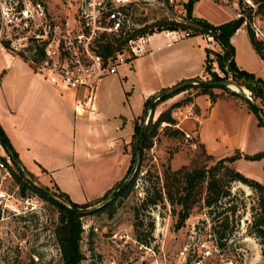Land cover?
Returning <instances> with one entry per match:
<instances>
[{
	"label": "rangeland",
	"instance_id": "374dc122",
	"mask_svg": "<svg viewBox=\"0 0 264 264\" xmlns=\"http://www.w3.org/2000/svg\"><path fill=\"white\" fill-rule=\"evenodd\" d=\"M28 1L35 2L38 0ZM39 1L45 6L48 21L53 18L57 21H63L64 18L71 19L76 14V0ZM19 2L22 4L21 0ZM260 2L261 0H201L198 3H193L191 13L188 14L187 0H132L129 12L137 25L136 31H163L162 34L166 37L171 35L169 31L173 30L187 35V31L182 25L188 30L189 27L193 29L194 26L188 25L187 20L190 18H204L214 23L223 17L242 16L244 21L241 26L243 25L247 33L242 31L234 42L235 62L241 68L252 70L257 75L262 76L264 75V65L257 58L256 51L253 50L247 35L248 30L252 29L254 36L262 41L264 53V15L258 11ZM30 8L34 12L31 6ZM171 21L180 24L177 29L169 28ZM36 24L38 21L31 20L27 26L21 21L20 26H18L19 35L28 27H31V30H36ZM23 26L26 28H22ZM37 26L40 27V24ZM257 27L263 32V36L255 34ZM207 33L199 32L197 34L205 39L206 46L220 50L215 38L213 40L207 39ZM194 48L197 51V45ZM211 56L214 54L212 53ZM213 68L220 75H223L216 62H213ZM206 75V78H211L210 74L207 73ZM227 79L232 80L230 73H228ZM212 88L227 93L225 88L218 86ZM226 88L232 90L231 87L227 86ZM98 90L100 100L117 116V123L120 125L128 124L133 116L140 111L139 101L135 98L137 92L134 80L129 76L120 81L117 77L108 74L103 77ZM195 90L201 91L199 87H188L183 91L181 100L188 96L190 97L189 100L193 99L192 92ZM237 91L246 95L241 89ZM249 93L250 100L259 102V99L253 98L250 90ZM170 100L172 99L158 101L152 109L143 111L140 116L135 117L134 121L140 125L145 121L148 122L149 119L153 122L161 110L170 106ZM189 100L180 104L181 107L180 105L174 106L171 109L172 116L175 110L178 112L177 116L182 118L192 115L193 105H190L192 108L190 110H187V105L185 106L186 103H191ZM238 100L245 102L242 99ZM174 118L175 123L160 122L152 136L151 145L144 148L143 153L132 163L133 167L127 174L126 181L132 174L133 182L127 193L119 195L111 202L112 194L109 191L102 200L87 206L90 209L83 213L81 221L95 225L97 230L91 229L89 232L82 231L81 233L80 248L84 255L82 264H106V260L113 252L116 253L117 264H137L141 255H144L142 250L128 237H125L127 241L123 245H116L109 239V235L116 233L117 236L122 233L140 236L147 240L144 241L146 243L154 238L156 241L154 243L155 255H147V259L157 264L161 260L166 264H178L182 261L180 251L186 252L184 244L191 241L193 235L205 236V226L208 222L224 253L234 255L235 264H264L261 254V238L254 233L251 227L252 218L259 211L260 200L264 196V192H260L255 187L241 181H232L229 184L230 194L212 205L208 206L205 204L204 198H199L192 205L189 215L180 226L176 225L180 209L179 204H171L165 193H163L162 201L155 204L149 201L158 192H164L166 179L163 170L167 166L171 169H177L183 164H187L196 154L198 156L203 150L200 140L190 131L181 128V124L180 126L177 125L178 120L176 117ZM181 130L183 131L181 132ZM187 133L189 136L186 135ZM135 139L136 137H133L131 141L129 150L131 157L133 156ZM1 146L0 143V157L6 153ZM202 158L206 168L219 167L220 173L225 169L223 164H229L227 161L219 163L218 158L213 155L212 157L202 156ZM261 158H255L256 161L247 158V161H244L245 167L249 171L261 172L264 170V163L261 164L257 161ZM20 169L34 183L41 186L46 185L35 174H29L30 171L24 170L21 165ZM14 172H16L15 168L11 172V176H4L0 171V264H62L60 246L56 235L57 226L60 222V214L56 204L39 195L30 187H25L23 192ZM139 172H142V178L136 180ZM173 181L170 177L169 184L172 185ZM46 186H48L49 192L57 190L53 184ZM104 203L106 205L102 206ZM100 206L102 207L99 210H95ZM222 218H226L228 226L225 229L226 235L221 238V242L218 235L222 230ZM187 259L191 260L192 256H187ZM222 262L215 254L204 260V264H223Z\"/></svg>",
	"mask_w": 264,
	"mask_h": 264
},
{
	"label": "crops",
	"instance_id": "0c3cea01",
	"mask_svg": "<svg viewBox=\"0 0 264 264\" xmlns=\"http://www.w3.org/2000/svg\"><path fill=\"white\" fill-rule=\"evenodd\" d=\"M231 18L223 17L214 23ZM242 31L246 32L243 25L231 35L233 44ZM205 42L199 34L180 36L173 30L166 37L155 31L147 52L121 64L117 73L110 74L120 81L128 76L134 80L140 111L123 125L117 123V116L100 100L98 89L103 78L97 89L96 117L90 118L74 109L77 90L51 83L25 58L1 45L0 127L17 153L20 165L46 185L53 184L66 192L75 202H93L103 197L127 177L134 118L143 113L146 99L182 79L206 78ZM256 55L264 65L261 56L257 52ZM186 89L164 100L178 101ZM192 93L191 103L185 106L190 110L193 105V114L182 118L175 110L173 116L178 120L177 125L181 124V128L197 137L207 152L220 158L236 149L242 154L264 149V126L246 102L224 96L213 100L203 91ZM244 161L247 158L241 156L231 165L249 177L264 181V170L249 171ZM257 161L263 164L264 157Z\"/></svg>",
	"mask_w": 264,
	"mask_h": 264
},
{
	"label": "built area",
	"instance_id": "2783aa9c",
	"mask_svg": "<svg viewBox=\"0 0 264 264\" xmlns=\"http://www.w3.org/2000/svg\"><path fill=\"white\" fill-rule=\"evenodd\" d=\"M76 1V14L71 19L67 17L57 21L53 18L48 21L45 6L39 0H21L22 4L19 0H0V46L7 40L6 48L25 58L45 79L61 88L77 90L75 111L95 118L100 80L108 74L117 73L121 64L147 52V44L155 31H136L137 25L129 12L132 0ZM31 20L38 21L36 30L28 27L19 35L20 22L28 26ZM39 24L40 27L37 26ZM255 34L263 36L259 27L255 29ZM213 38L208 32L207 39ZM102 44L110 48L105 49ZM186 135L189 136L188 133ZM12 168L11 156L3 154L0 157V171L4 176H11ZM141 178L142 172H139L136 180ZM82 229L83 232L96 231L97 227L82 221ZM205 230V236L193 235L191 241L184 244L186 252L180 251L182 261L178 264H204V260L214 254L223 264H235L234 255L224 253L209 222ZM125 237L144 253L137 264L147 261V264H157L147 259V255H155L154 238L146 243L125 233L109 235V239L118 246L127 241ZM190 255L192 261L187 259ZM163 258L166 259L165 256ZM162 263L166 264L161 260L159 264ZM106 264H117L115 252L106 260Z\"/></svg>",
	"mask_w": 264,
	"mask_h": 264
},
{
	"label": "trees",
	"instance_id": "16d2710c",
	"mask_svg": "<svg viewBox=\"0 0 264 264\" xmlns=\"http://www.w3.org/2000/svg\"><path fill=\"white\" fill-rule=\"evenodd\" d=\"M195 1L196 0H187L186 6H187L188 14L191 13L192 5ZM258 11L264 15V0H261V2L259 3ZM187 21L189 22L188 25L194 26L193 29H190L191 27H189L188 30L187 27H184V25H182V27L186 29L189 35L191 34L194 35L199 32H204V33L209 32L210 34L213 35L216 42L220 46V50H214L213 48L205 46L204 69L207 73L210 74L211 78L226 79L228 73H230L232 81L250 90L253 98L255 100L259 99L258 100L259 102H254V100H250L248 97H246V95L239 93V91L230 90L226 88L227 86L225 84L217 85V86L221 88H225L227 93L214 92L212 90V87L215 86L210 84L190 83L184 88H181L180 90H175L169 93L161 94L154 101L153 107L158 103V101H162L185 88L199 87L201 91L208 93L211 99L213 100L218 96L231 97L237 100L242 99L243 101L246 102L247 106L257 115L259 124L264 126V78L262 76L255 74L253 71L246 70L237 65L234 58L235 45L230 40L231 35L235 32V30L239 26H241L242 22L244 21L243 17L239 16V17L231 18L218 24L209 22V20H206L204 18L201 19L190 18ZM179 25L180 24L178 22L171 21L169 28L177 29ZM248 35L252 46L254 47L256 52L261 56V58L264 59V53L262 51L263 49L262 41L254 36L252 29L248 30ZM3 45L5 47H8V41L4 40ZM103 47L105 49L110 48V46L107 44L103 45ZM212 53L214 54V56H211ZM213 62L217 63V66L221 69L223 75H220L219 72L214 70ZM164 89L165 88L161 89V91ZM189 99L190 97L188 96L186 98H183L182 100L180 99L178 101H174L170 104L168 108L161 110L153 122H151L149 119L142 134L140 147L137 152H135L134 150L135 143L133 145V156L131 157V162L128 167L127 174L131 171L133 167L132 163H134L136 157H138L143 153L144 148L149 147L151 145L152 136L155 134L160 122L166 121L169 122L170 124L175 123L176 120L172 116L171 109L174 106H178L182 103L187 102ZM149 102H150V98L146 99L144 112H146L149 109ZM141 127L142 124L140 125L137 124L136 122L134 123L133 137L137 136ZM182 131L183 130H181V132ZM0 143L3 146L4 150L6 151V153H8L11 156L13 166L16 169V172H14V174L17 177V180L21 186V190L24 192L25 187H30L39 195L52 200L56 204L60 214V222L57 226L56 235L60 246V254L62 261L61 263L82 264L84 255L80 248V240H81V233L83 231L82 221H81V216L83 215V212L81 213L80 211L74 209L73 207L74 206L87 207L89 205H92L93 203L102 200L108 194V192L107 194H105L103 197L99 198L96 201L83 202V203H78L71 200L69 195L63 190L59 189L58 187H56L57 189L56 191H52L49 193L44 192L43 190L39 189L35 184H33L32 182L33 180L30 177L25 176L23 174L24 172L20 169L19 158L18 157L13 158L12 154L9 152L5 144L2 143L1 141ZM200 145L201 148L203 149L202 152L198 154V156L196 154L195 157L191 158L187 164H183L181 167L177 169H171L169 166H167L163 170L166 179L164 192L162 191L158 192L151 200H149L152 204L158 203L163 200L164 198L163 193H165L167 200L171 204H176V203L179 204L180 209L178 211V220L176 223L177 226H180L182 224L184 219L189 215L190 208L199 198H204L205 204L210 206L213 203L220 200L221 198L230 194L229 184L232 181L244 182L248 185L255 187L260 192H264V183L258 181L255 178L243 174L233 165H231V162L233 160L241 156L251 159L264 157V149L255 152L253 154H246V153L242 154L238 149H236L232 154L218 158L219 163H224L225 161L229 163V164H223L224 165L223 167L225 169L223 172L220 173L219 167L212 166L206 168V165L202 162L203 161L202 156L212 157V154L206 152L204 145L202 143ZM15 155L17 156L16 152ZM14 168H12V172ZM29 174H31V172H29ZM170 177H172V179L174 180L172 185L169 184ZM124 180L125 179L121 180L117 184V186L120 187L116 192H114V194H112V198H111L112 200H110L111 202L119 195L126 194L130 186L132 185L133 179H130L124 185L121 186ZM43 187L46 190H49L48 186L45 185ZM104 205H106V203H104L102 206ZM102 206L95 208V210H99ZM221 226H222V230L218 235L220 240L222 237H225L226 235L225 229L228 226L226 218L225 219L222 218ZM251 227L254 233L261 238V242H262L261 254L264 259V196L260 200L259 211L256 212V214H254L252 218ZM136 238L141 241H147L140 236H137Z\"/></svg>",
	"mask_w": 264,
	"mask_h": 264
},
{
	"label": "water",
	"instance_id": "95a60500",
	"mask_svg": "<svg viewBox=\"0 0 264 264\" xmlns=\"http://www.w3.org/2000/svg\"><path fill=\"white\" fill-rule=\"evenodd\" d=\"M235 83L239 89H243V87L241 85H239L238 83L232 81V80H229V79H212V78H199V77H191V78H185V79H182L180 81H178L177 83H175L173 86L171 87H168V88H165L164 90L162 91H159L157 94H155L154 96H152L150 98V102H149V109L153 108V103L154 101L163 93H169V92H172V91H175V90H180L181 88H184L185 86H187L188 84L190 83H205V84H210V85H213V86H217V85H223L225 84L226 86H228V83ZM229 87V86H228ZM233 89V88H232ZM235 90V89H234ZM237 91V90H236ZM246 97H248L250 99V96L246 95ZM147 125V121H145L143 124H142V127L139 131V133L137 134L136 136V139H135V147H134V150L135 152L138 151L139 147H140V141H141V137H142V134L144 132V129ZM0 141L2 143L5 144V146L8 148L9 152L12 154L13 158H17V156L15 155V152H14V149L11 145V143L9 142L8 138L6 137V135L4 134L3 130L1 129L0 127ZM137 160V157L135 159V161ZM136 168L134 167V170ZM133 170V171H134ZM127 179H132V174L130 177H128ZM128 180V181H129ZM33 182V181H32ZM126 178L125 180L122 182L121 186L124 185L126 183ZM33 184H35L39 189L43 190L44 192H47L49 193L48 190H46L43 186L41 185H38L36 183L33 182ZM120 186H116L114 187L112 190H111V193L110 194H114V192H116L118 189H119ZM112 196V195H111ZM110 196V197H111ZM71 206V205H70ZM74 209L80 211V212H86L88 211L90 208L89 207H77V206H74L73 207Z\"/></svg>",
	"mask_w": 264,
	"mask_h": 264
},
{
	"label": "bare ground",
	"instance_id": "6f19581e",
	"mask_svg": "<svg viewBox=\"0 0 264 264\" xmlns=\"http://www.w3.org/2000/svg\"><path fill=\"white\" fill-rule=\"evenodd\" d=\"M228 86L231 87V88H233V89H235V90H239L238 86H237L235 83H233V82L228 83ZM242 87H243V86H242ZM233 89H232V90H233ZM241 91L244 92L245 94H247L248 96H250V93H249V91L247 90L246 87H243V89H241ZM250 92H251V91H250Z\"/></svg>",
	"mask_w": 264,
	"mask_h": 264
}]
</instances>
